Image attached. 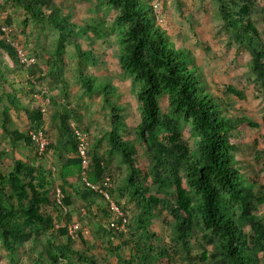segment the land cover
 <instances>
[{
	"label": "trees",
	"instance_id": "trees-1",
	"mask_svg": "<svg viewBox=\"0 0 264 264\" xmlns=\"http://www.w3.org/2000/svg\"><path fill=\"white\" fill-rule=\"evenodd\" d=\"M105 2L119 12L118 64L136 85L139 117L133 129L141 153L118 132H127L128 127L122 105L111 98L119 95L114 86L94 85L95 76L82 73L88 62L101 63L89 48L96 47L90 37L96 36L95 28L74 20L56 0H0L5 13L0 20V99L7 101L0 111V130L9 138L10 152L17 147L25 150L10 164L2 161L0 152V261L264 264V218L253 212L264 203V186L243 176L235 159L252 122L246 115L228 112L211 92L192 52L169 38L165 15L163 22L156 19L153 0ZM215 5L226 37L235 44L233 54L244 59L257 79L264 104V0H215ZM16 15L23 31L29 21L37 30L44 24L56 30L53 51L33 52L35 62L29 66L19 62L1 29V24L10 28ZM9 34L12 38L11 28ZM68 45L74 49L82 89L102 92L108 128L88 125L76 105L63 100L68 82L60 75V63ZM10 108L25 115V129L12 126ZM52 118L59 122L56 134L47 127ZM186 127L192 142L183 135ZM76 128L88 134L85 175L98 184L109 177L110 199L126 218L124 230L111 225L117 220L108 200L82 181ZM38 129L47 139L42 152L30 133ZM49 154L54 164L46 162ZM56 179L64 194L63 208L55 202ZM74 215L80 225L74 232L78 243L67 231ZM163 224L169 227L171 247L157 230ZM84 227L93 240L86 239ZM103 245L110 247L117 263L100 253ZM123 246H129L127 257L120 254ZM26 247L32 252L30 263L21 261Z\"/></svg>",
	"mask_w": 264,
	"mask_h": 264
},
{
	"label": "rangeland",
	"instance_id": "rangeland-1",
	"mask_svg": "<svg viewBox=\"0 0 264 264\" xmlns=\"http://www.w3.org/2000/svg\"><path fill=\"white\" fill-rule=\"evenodd\" d=\"M62 4L65 11L69 12L74 20L82 21L85 24L93 26L97 31L90 33L91 39H95L96 47H90L95 55L101 59L99 65H92L90 62L82 73H91L95 76L94 85L104 82H110L115 91L119 93L111 98L122 105V111L127 121V132L118 131L121 136L127 137L135 143L139 153L143 148L134 134V125L139 117V101L136 97V85L123 73L118 64L119 56V34L121 32L119 23L116 20L118 9L105 2V0H56ZM160 6L164 7L165 24L168 36L173 43L188 48L197 62L203 67L206 81L209 89L218 95L228 112L239 116L246 115L252 122L251 127H247V133L243 134L240 144L241 149L235 152V159L238 168L243 176L255 183L264 186V104L262 101V88L255 76L248 70L244 59L235 57L233 50L235 44L231 43L223 30L220 17L216 12L215 0H159ZM163 3V4H162ZM20 16V15H19ZM19 16H15L14 23L10 26L14 40L31 55L33 52L46 51L51 53L56 42V30L49 25H42L36 29L30 21L27 23L25 31L21 29ZM5 17V13L0 11V20ZM9 28V29H10ZM83 42V41H82ZM85 45V42L83 44ZM245 54L243 55V57ZM65 60L60 63V75L68 82V95H62L63 100L76 105L75 108L82 112L88 125H102L108 128L103 115L108 112V107L104 103L101 90L88 92L84 91L80 83V72L74 63V49L68 45L64 50ZM242 57V58H243ZM2 58L5 60L6 56ZM21 73L25 74L26 69L22 68ZM44 83L43 85H45ZM63 89L59 88L62 92ZM162 102V98H161ZM7 105L5 98L0 99V111L2 106ZM164 106V102H162ZM12 126L20 129L27 127V120L23 113H16L10 108ZM1 119V112H0ZM53 123L50 127L53 134L59 129L58 119L52 118ZM73 124L74 119H73ZM184 137L192 142L193 136L188 127L183 130ZM23 148H16L10 152L9 138L0 130V152H4L1 159L4 163H11V158L20 157L24 153ZM47 163L56 162L54 156L49 154ZM47 166L46 163H43ZM56 172V168L54 169ZM59 180L56 179L55 189ZM264 218V203L258 204L254 211ZM49 213V211H48ZM71 221H77L74 215ZM70 221V222H71ZM69 222V223H70ZM83 234L88 240H93L88 228L84 227ZM160 232V238L170 247L173 245L169 236L171 233L169 227L163 224L157 229ZM248 233L250 232L247 228ZM75 236V233L72 237ZM78 243V239L74 237ZM115 244L118 239H113ZM160 242V241H159ZM32 244V243H31ZM163 244V243H162ZM34 245V244H33ZM34 251L38 249L36 244ZM101 254H105L109 261L117 263L110 247L103 245ZM129 246H123L120 254L127 257ZM24 249V248H23ZM21 261L30 263L32 252L29 247L21 252ZM6 261V260H5ZM173 264H178L174 262Z\"/></svg>",
	"mask_w": 264,
	"mask_h": 264
},
{
	"label": "built area",
	"instance_id": "built-area-1",
	"mask_svg": "<svg viewBox=\"0 0 264 264\" xmlns=\"http://www.w3.org/2000/svg\"><path fill=\"white\" fill-rule=\"evenodd\" d=\"M152 3H153L154 11L156 13V19L159 22H163L164 15L160 9L161 8L160 7V1L159 0H153ZM1 29L5 33V35L7 36L8 40L11 42L13 47L15 48L19 62L25 66H29V64L34 63L35 57L33 55H31L30 53H27V51L19 44L18 41L14 40L13 38H11L9 36L10 35L9 34V28L6 25L1 24ZM46 101H47V99H45L43 101V106H42V108H40V109H42V112H44V110H45L43 108H44V103ZM30 133H31L32 139L35 141V144L38 148V152H42L44 150L45 146L47 145V139L45 138L42 130L38 129V130L32 131ZM74 133H75L76 138H77V151H78V155L80 157L81 167L83 169L82 170V181H83V183L86 186H88L90 189H92L93 191L102 195L106 200H108V207L112 211L113 217L117 220L116 222H111V225L114 226L118 230H124L126 218L124 217V215L120 211L117 204L113 200L110 199V195L108 192V187H110L109 177L103 178L102 183L98 184L97 182L96 183L90 182L85 175L84 169L87 168V165H88V158H87V153H86L87 144H88L87 132L79 130L76 128V129H74ZM54 193H55L54 194L55 202L63 208L64 206H63L62 200H63L64 194H63L61 188L59 186H57ZM79 227H80V225L78 222L71 221L70 223L67 224V231L72 236L74 234L75 230H77ZM0 264H2L1 261H0Z\"/></svg>",
	"mask_w": 264,
	"mask_h": 264
},
{
	"label": "crops",
	"instance_id": "crops-1",
	"mask_svg": "<svg viewBox=\"0 0 264 264\" xmlns=\"http://www.w3.org/2000/svg\"><path fill=\"white\" fill-rule=\"evenodd\" d=\"M58 124H59V122H58Z\"/></svg>",
	"mask_w": 264,
	"mask_h": 264
}]
</instances>
